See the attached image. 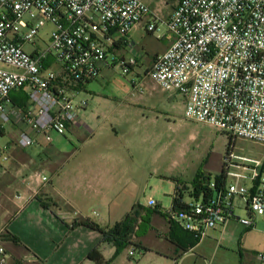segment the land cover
Wrapping results in <instances>:
<instances>
[{
	"label": "built area",
	"instance_id": "2783aa9c",
	"mask_svg": "<svg viewBox=\"0 0 264 264\" xmlns=\"http://www.w3.org/2000/svg\"><path fill=\"white\" fill-rule=\"evenodd\" d=\"M146 19L147 30L156 32L159 18L144 0H0V118L25 123L18 146L38 144L39 135L52 143V132L67 135L87 106L77 99L83 87L111 59L120 61L125 71L136 63L134 58L120 59L117 45L132 47L130 33ZM47 23L54 25L48 48L27 51L25 44H35ZM163 23L174 41L149 69L157 86L185 97L187 118L234 139L264 144V0H179ZM20 89L27 104L7 110L11 92ZM232 157L229 153L227 160ZM239 158L255 164H237L252 169V175L228 170L233 181L207 200L192 198L184 208L172 210L171 220L201 240L235 216L237 198L245 200L252 214L264 215V162ZM8 159L0 153V163ZM210 186L215 188V182ZM239 221L247 227L256 224L251 218ZM0 253V264H5L3 247ZM256 259L264 264V251Z\"/></svg>",
	"mask_w": 264,
	"mask_h": 264
},
{
	"label": "rangeland",
	"instance_id": "374dc122",
	"mask_svg": "<svg viewBox=\"0 0 264 264\" xmlns=\"http://www.w3.org/2000/svg\"><path fill=\"white\" fill-rule=\"evenodd\" d=\"M144 1L151 6L159 21L154 34L137 35L133 48L128 46L125 50L126 58L137 59L138 63L125 71L120 61L114 63L111 59L99 76L86 84L77 96L78 100L87 101L85 110L78 112L87 125L85 135L69 134L61 141L60 135L52 132L55 138L53 145L62 152L44 156V163L36 156L32 170H38L40 175L45 174L55 181L59 179L57 173L63 179L68 178L73 168L82 162H108L116 155L124 158L121 173L127 179L131 177V181H127L130 183L125 186L126 195L130 189H135L139 192V205L144 211L157 212L143 215L133 244L118 252L114 246L108 245L113 251L110 262L112 258L127 257L130 250L135 249L136 254L131 261L138 264L144 257L139 244L151 246L166 241V237L158 233L169 231L168 220L178 188H182L184 200H192L193 181L197 176H205L208 182H215L224 169L250 176L252 169H244L237 164H255L239 157L264 162L263 143L246 138L232 139L225 131L187 118L185 97L180 93L163 91L148 75L155 52L161 51L165 44L159 35L173 36L163 21L170 18L179 0ZM53 29L54 25L47 23L40 29L35 44L27 43L25 49L48 48ZM56 70L62 72L58 65ZM0 123L7 129L6 134L0 133V153L9 157L0 163V176L5 179L8 171H12L19 179L24 173L22 167L15 164L17 156L23 151H37L40 156L41 148L36 144L27 148L18 146V127L13 121L3 122L0 119ZM5 146L8 148L4 149ZM229 153L233 154L231 160H227ZM102 155L108 160L104 161L100 157ZM48 163L57 167V171L49 168ZM22 179L28 181L29 177L23 175ZM250 182L246 180V184ZM235 203V216L238 218L230 221L222 235L210 229L194 249V253L207 259L208 263L214 260L212 264H255L258 263L257 254L264 251V215L251 217L243 198H237ZM88 206L86 214L101 223L104 211L95 203ZM239 218H251L256 224L247 227ZM119 219L113 217L111 224ZM142 264L150 263L143 261Z\"/></svg>",
	"mask_w": 264,
	"mask_h": 264
},
{
	"label": "crops",
	"instance_id": "0c3cea01",
	"mask_svg": "<svg viewBox=\"0 0 264 264\" xmlns=\"http://www.w3.org/2000/svg\"><path fill=\"white\" fill-rule=\"evenodd\" d=\"M176 6L177 4L174 9ZM147 23L146 19L131 31L130 37L133 45L137 35L143 37L146 33L154 34L147 30ZM167 36V34H163L161 39L165 41V44L161 51L155 52L153 61L174 41V36L171 38H167ZM128 46L123 43L117 45V54L120 59L129 60L124 55ZM135 60L136 63L131 68H134L138 63V60ZM5 103L7 110H12L16 106H24L15 102L11 96ZM12 121L18 127L19 135L27 128L25 123L19 119L13 118ZM86 129V123L82 116H79L78 122L71 127L69 133L65 136L60 135V140L68 138L69 134L79 137L85 135ZM6 132L7 129L5 126L1 127L0 123V133L4 135ZM38 139L39 143L36 145L41 148L40 156L37 151H23L17 156L15 164L20 165L24 173L19 179L12 171H8V177L5 179L0 176V247L5 250L4 256L7 259L5 264H98L88 258L89 253L97 247L106 259H111L113 251L109 249L108 245H114L103 241L104 236L101 232L84 225L77 227L70 225L76 218L92 220L86 214L89 209L88 204L92 203L104 211L101 223L93 221L105 228L112 227L128 213L139 209V192L130 189L126 195L125 186L130 183L127 181L131 177L127 179L121 173L122 166L125 165L124 158L116 155L108 162H82L73 168L68 178L63 179L60 173H57L58 180L54 181L48 178L47 181H41L33 176L36 173L41 174L38 170L32 171L35 167L34 162L37 161L36 156L44 163V156L48 157L51 153L62 151L55 148L54 141L46 143L41 135L38 136ZM86 153L93 154L91 151ZM97 153L101 154L102 152ZM89 154L86 155L89 156ZM100 157L104 161L108 160L104 155ZM47 165L57 171V167H53L51 163ZM23 175L29 177L28 181L22 179ZM43 175L47 177V175ZM246 180L248 179H243L242 182L248 187H252L253 182L246 184ZM231 181L233 178L227 175L226 183ZM19 193L21 194L20 198L17 197ZM184 201L189 202L190 200ZM44 204L49 206L45 207ZM144 214L145 211H143ZM249 214L254 217L250 210ZM113 217L120 219L111 224L114 221ZM233 218L238 217L234 216ZM232 219L214 230L222 235ZM168 222L169 231L166 234L158 233L159 236L166 237L164 243L151 246L139 244L138 247L141 248L144 257L138 264H142L143 261H148L150 264H212L214 262V260H210L208 263L207 259L194 253V249L200 245L199 242L203 238L196 243L197 237L194 233L185 230L171 218ZM12 235L17 236L19 241H15ZM1 256L0 253V258ZM133 257L129 252L127 257L112 258L110 264H137L131 261ZM255 264L258 263L255 262Z\"/></svg>",
	"mask_w": 264,
	"mask_h": 264
},
{
	"label": "trees",
	"instance_id": "16d2710c",
	"mask_svg": "<svg viewBox=\"0 0 264 264\" xmlns=\"http://www.w3.org/2000/svg\"><path fill=\"white\" fill-rule=\"evenodd\" d=\"M50 60L47 61L46 65H50ZM130 68L132 65H129ZM149 72V69L147 73ZM16 92V93H15ZM10 96L15 100V102L19 104L26 105L27 104V97L22 89L20 90H13L10 94ZM232 139H234L232 137ZM233 144V142H231ZM227 180V174L226 170L224 169L221 174H219L215 179V188H212L210 186L211 182H208L205 176H197L193 181V189L191 192V197L194 199H200L201 197L204 200H207L210 196L214 194L216 190L222 189L226 185ZM185 188H188L187 186ZM186 202L184 201V192L182 188H178L175 198H174V204H173V210L181 209L186 206ZM45 207H48V204H44ZM140 209H135L128 213L123 219L116 222L112 227H102L97 222L91 220L90 218H76L72 223L71 227H77L80 225H84L87 227H90L92 229H95L103 234V241L112 243L116 249L117 252L126 246H129L133 244V238L136 233L137 227L140 223V220L143 218V211L144 208L138 205ZM154 211H147L145 210V214L149 215ZM13 239L15 241H19V238L15 235H12ZM200 241L199 238H196V243ZM195 243V244H196ZM88 258L96 261L98 264H110V259H106L100 249L97 247L93 249L89 255Z\"/></svg>",
	"mask_w": 264,
	"mask_h": 264
}]
</instances>
